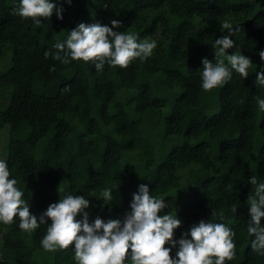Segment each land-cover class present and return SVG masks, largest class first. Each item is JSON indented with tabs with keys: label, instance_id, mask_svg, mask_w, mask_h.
<instances>
[{
	"label": "trees",
	"instance_id": "16d2710c",
	"mask_svg": "<svg viewBox=\"0 0 264 264\" xmlns=\"http://www.w3.org/2000/svg\"><path fill=\"white\" fill-rule=\"evenodd\" d=\"M16 5L0 0V129L9 134L0 159L9 162L30 211L39 214L71 192L91 201L90 222L122 219L132 183L142 175L133 160H140L150 192L170 203L161 214H175L171 189L186 195L177 238L214 214L236 233V257L226 264H264L247 231V178L264 182V110L255 99L264 96V86L255 83V72L264 70L258 55L264 0H73L64 3L63 20L54 13L41 17L43 25L16 15ZM112 19L122 21L120 31L156 39L154 55L127 68L106 64L100 74L91 61L64 65L45 57L79 23L110 25ZM224 20L238 29L229 53H244L253 65L248 78L233 73L226 84L204 91L202 58L215 61L210 43L227 33L221 32ZM159 131L182 143L160 148ZM105 188L113 192L110 208L96 199ZM18 225V217L0 223V264H41L35 254L45 251L40 240L47 225L32 233ZM53 264H76L71 246L57 249Z\"/></svg>",
	"mask_w": 264,
	"mask_h": 264
},
{
	"label": "clouds",
	"instance_id": "9594fccd",
	"mask_svg": "<svg viewBox=\"0 0 264 264\" xmlns=\"http://www.w3.org/2000/svg\"><path fill=\"white\" fill-rule=\"evenodd\" d=\"M65 2L71 5L73 0H59V4L54 0H17L13 11L22 19L31 18L34 24L43 25L41 17L50 19L54 13L63 20ZM122 25L118 19H112L110 25L81 22L68 31L66 39L52 45L56 50L54 53L49 49L44 55L46 58L52 56L64 65L91 61L98 74L104 71L106 64L112 68H127L134 61H148L154 55L158 41L139 39L137 33L120 31ZM220 26L221 32L227 30V33L210 43L215 61L207 56L202 58L199 75L204 91L226 84L233 73L248 78L253 65L252 59L244 53H229V49L236 47L233 36L238 29L228 20L221 21ZM258 55L264 62V49L258 50ZM50 70L55 71V66ZM255 73V83L264 86V70ZM255 99L257 108L264 110V96ZM247 179L252 185L247 224L248 234L253 237L251 250L264 256V182L255 175ZM18 183L9 162L0 159V223L12 224L18 217L20 230L27 233L47 225L40 240L43 250L55 251L71 246L76 264H126L127 261L131 264H226L236 257L235 230L229 224L216 222L214 214L192 224L177 238L176 231L184 221L177 212L161 214L164 209H170V203L151 193L146 183H140L138 190L132 193L129 209L122 219L105 220L97 216L91 222L88 212L91 201L84 195L67 192L36 214L30 211L31 205ZM58 192H64V189L59 187ZM96 199L101 202L100 207L110 208L112 189H103ZM232 211L237 212L238 208L233 207Z\"/></svg>",
	"mask_w": 264,
	"mask_h": 264
},
{
	"label": "rangeland",
	"instance_id": "374dc122",
	"mask_svg": "<svg viewBox=\"0 0 264 264\" xmlns=\"http://www.w3.org/2000/svg\"><path fill=\"white\" fill-rule=\"evenodd\" d=\"M197 24L200 25L202 24V21L200 19H198ZM6 62L4 63V66H2V68L6 67ZM169 107H166L165 110H167ZM214 111H211L210 114H212ZM159 134L156 136V142H158V145L160 148H165L166 151H168L169 149H171L172 146L178 144L180 145L182 143L181 140L176 139V138H172V139H164L162 137V135H160V131L158 132ZM8 132H7V127L5 128H1L0 129V148L3 147V145L6 143V140L8 139ZM5 154H3V158H6V156H4ZM136 155V153H135ZM159 156L157 155V158ZM160 158V157H159ZM158 158V160H159ZM142 163H144V161L142 160ZM133 164L136 166V168L138 169L137 171L139 173H141L142 177L141 178L138 174L136 176V179L133 181L132 183V191H131V196L132 193L138 190V185L140 183H146L147 180L149 179V176L147 175V172H143V170L140 167V160H133ZM155 166L152 167V170L154 169ZM168 194L172 195L176 201V209H175V213L177 212V214L179 213V211L182 210V208L184 207L185 203H186V195L182 192V190H180L179 188H174L171 189ZM39 251V250H38ZM36 252L35 254V259L40 261L41 264H53L54 261V254L57 250L55 251H42V252Z\"/></svg>",
	"mask_w": 264,
	"mask_h": 264
}]
</instances>
